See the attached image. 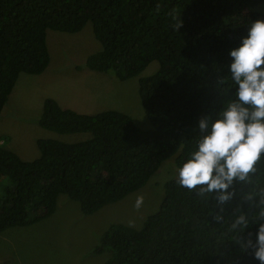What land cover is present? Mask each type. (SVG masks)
Instances as JSON below:
<instances>
[{
    "label": "trees",
    "instance_id": "16d2710c",
    "mask_svg": "<svg viewBox=\"0 0 264 264\" xmlns=\"http://www.w3.org/2000/svg\"><path fill=\"white\" fill-rule=\"evenodd\" d=\"M264 0H0V115L21 72L43 73L50 64L47 28L77 32L92 22L101 49L85 65L125 80L153 60L156 72L139 77L138 92L153 127L126 112L85 113L44 99L39 124L59 133L91 132L77 142L38 138L40 155L24 160L0 144V232L49 217L59 194L92 214L142 188L169 157L176 164L193 149L201 117L215 118L235 88L229 49L248 24L264 18ZM80 67V66H78ZM221 203L218 193L165 183L157 211L140 227L111 223L91 248L109 251L103 264H258L247 246L257 224L243 231L241 213L264 209V153L255 171L235 180Z\"/></svg>",
    "mask_w": 264,
    "mask_h": 264
},
{
    "label": "rangeland",
    "instance_id": "374dc122",
    "mask_svg": "<svg viewBox=\"0 0 264 264\" xmlns=\"http://www.w3.org/2000/svg\"><path fill=\"white\" fill-rule=\"evenodd\" d=\"M264 17V3L255 8ZM50 64L41 74L21 72L0 115V144L24 160L40 155L38 138L77 142L91 132L59 133L42 127L38 120L46 97L61 106L85 113L115 109L128 113L144 129L153 127L138 92L139 77L156 72L153 60L137 76L117 79L85 65L86 57L101 49L89 20L77 32L47 28ZM80 66V67H78ZM176 155L166 159L149 181L125 198L84 214L78 201L59 194L57 209L49 217L26 226L0 232V264H103L109 251L91 254L98 236L111 223L140 227L147 215L158 210L165 183L176 178ZM5 180L0 181L1 187Z\"/></svg>",
    "mask_w": 264,
    "mask_h": 264
},
{
    "label": "clouds",
    "instance_id": "9594fccd",
    "mask_svg": "<svg viewBox=\"0 0 264 264\" xmlns=\"http://www.w3.org/2000/svg\"><path fill=\"white\" fill-rule=\"evenodd\" d=\"M227 80L235 88L215 118L201 117L194 147L180 163L177 183L189 190L199 186L201 193L216 190L223 203L234 179L243 181L255 171L264 153V18L252 20L237 46L229 49ZM264 203V202H262ZM257 224L255 242L247 241L253 258L264 264V209L253 219L236 216L233 229L245 230Z\"/></svg>",
    "mask_w": 264,
    "mask_h": 264
}]
</instances>
